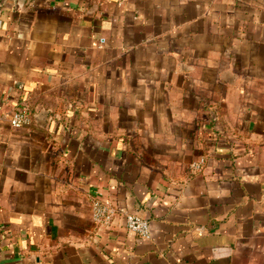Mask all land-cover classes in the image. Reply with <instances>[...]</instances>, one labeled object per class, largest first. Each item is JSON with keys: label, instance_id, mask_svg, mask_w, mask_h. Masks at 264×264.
<instances>
[{"label": "crops", "instance_id": "1", "mask_svg": "<svg viewBox=\"0 0 264 264\" xmlns=\"http://www.w3.org/2000/svg\"><path fill=\"white\" fill-rule=\"evenodd\" d=\"M0 264H264V0H0Z\"/></svg>", "mask_w": 264, "mask_h": 264}, {"label": "built area", "instance_id": "2", "mask_svg": "<svg viewBox=\"0 0 264 264\" xmlns=\"http://www.w3.org/2000/svg\"><path fill=\"white\" fill-rule=\"evenodd\" d=\"M13 129H23L32 124V117L29 112L24 109H18L9 120ZM205 164V159L201 158L194 162L191 166L193 172H199ZM123 217L126 227L129 231L137 234L143 239L149 240L152 238V227L149 221L137 215L130 214L124 208H118L111 204L104 203L95 199L92 203V219L94 223L100 227L112 226L116 217Z\"/></svg>", "mask_w": 264, "mask_h": 264}, {"label": "water", "instance_id": "3", "mask_svg": "<svg viewBox=\"0 0 264 264\" xmlns=\"http://www.w3.org/2000/svg\"><path fill=\"white\" fill-rule=\"evenodd\" d=\"M20 4V3H19ZM21 5H22V3H21Z\"/></svg>", "mask_w": 264, "mask_h": 264}]
</instances>
